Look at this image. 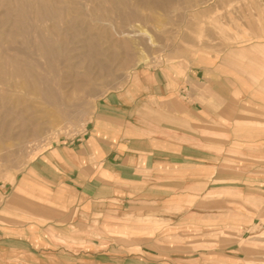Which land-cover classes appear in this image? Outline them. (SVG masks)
<instances>
[{"label":"rangeland","instance_id":"obj_1","mask_svg":"<svg viewBox=\"0 0 264 264\" xmlns=\"http://www.w3.org/2000/svg\"><path fill=\"white\" fill-rule=\"evenodd\" d=\"M239 21L262 31L264 0H0V236L16 224L11 192L32 160L81 133L137 66L189 64L206 50L233 60L236 44L261 41L235 33ZM239 132L207 184H179L177 199L131 220L176 225L179 264L210 241L225 243L243 264H264V145L252 144L264 126L243 123ZM154 207L160 215L148 214ZM24 262L17 256L3 264Z\"/></svg>","mask_w":264,"mask_h":264},{"label":"crops","instance_id":"obj_2","mask_svg":"<svg viewBox=\"0 0 264 264\" xmlns=\"http://www.w3.org/2000/svg\"><path fill=\"white\" fill-rule=\"evenodd\" d=\"M234 30L261 41L236 44L233 60L206 50L189 64L137 66L81 133L32 160L11 192L16 224L1 231L0 264L17 256L25 264H179L176 225L131 220L177 199L179 184H207L243 123L264 126V29ZM258 135L252 144L262 148ZM155 207L148 214L160 215ZM213 243L186 252L185 264H243Z\"/></svg>","mask_w":264,"mask_h":264},{"label":"bare ground","instance_id":"obj_3","mask_svg":"<svg viewBox=\"0 0 264 264\" xmlns=\"http://www.w3.org/2000/svg\"><path fill=\"white\" fill-rule=\"evenodd\" d=\"M57 131V130H56Z\"/></svg>","mask_w":264,"mask_h":264}]
</instances>
